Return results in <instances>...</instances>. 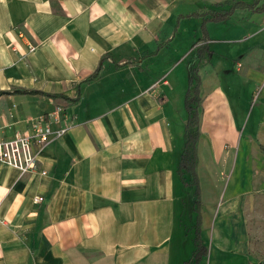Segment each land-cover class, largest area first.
Masks as SVG:
<instances>
[{
  "label": "crops",
  "instance_id": "0c3cea01",
  "mask_svg": "<svg viewBox=\"0 0 264 264\" xmlns=\"http://www.w3.org/2000/svg\"><path fill=\"white\" fill-rule=\"evenodd\" d=\"M235 1L0 0V138L57 106L70 124L44 147L39 171L0 163V264H183L188 225L207 247L196 264H257L250 225L264 216V10L205 20L187 51L188 78L200 80L199 223L190 176L178 171L188 78L181 93L154 65L180 15ZM107 52L100 76L81 83ZM215 172L225 179L209 193Z\"/></svg>",
  "mask_w": 264,
  "mask_h": 264
},
{
  "label": "rangeland",
  "instance_id": "374dc122",
  "mask_svg": "<svg viewBox=\"0 0 264 264\" xmlns=\"http://www.w3.org/2000/svg\"><path fill=\"white\" fill-rule=\"evenodd\" d=\"M231 3L233 2H228L226 7L224 8L225 9L228 8L231 5ZM190 9L191 8L186 7L181 10L182 12H186ZM192 9H197V8H192ZM240 14L241 12H236L232 16V19L236 20L237 16ZM233 20L230 22H233ZM173 24L174 23H172L170 26L171 30L173 28ZM214 24L216 23H212V22L208 23V30L210 34H216L215 32H216L217 27ZM175 26H176L175 37L172 40H170L168 42V46L160 54L157 55L154 65L155 67L157 66L159 68L167 69V72H166L167 79L174 86L178 88V91L180 88L181 93H184L183 85L184 84L186 85L185 80L186 78H188L187 66L191 65V61L193 59V56L189 54L187 51L191 44V41H194V39L198 38L199 36L203 34V29H202V27H204L203 19H198L194 15L180 16L179 20H177V23H175ZM224 27H226V25H224ZM178 97H179V93L174 95V104L176 103L178 106L182 107V104H181L182 101H178L179 100ZM199 147L201 151V155H200L201 162H202V165H204L206 162V154H205L204 149L206 147L204 146L203 142L199 144ZM197 161H199V158H197ZM251 172H253V169ZM216 173L218 172H215V174L211 176L212 178H209L211 179V182H213L212 190H209V193L211 192L217 193V191L219 190V188L222 186L224 182L225 177L220 176V178H222L223 181L221 182L222 184H219V180L217 178ZM256 174H258V172ZM196 175H197V178L201 181L199 174L197 172H196ZM204 193L206 192L204 191ZM193 197H194V194H193ZM262 205H264V203H262ZM209 206L211 208L212 204ZM261 211H264V206H262ZM187 222L190 223L189 221ZM250 229H251L250 238H251V245H252L251 252L254 255H256V257L258 256L260 258L259 261L257 259L258 261L257 264H264V216H259L256 214V217H253V222L250 225ZM181 234L184 237L182 248L185 252L184 254H185L186 259H189L194 250V240H193L194 235H195L194 226L188 225L187 233H181Z\"/></svg>",
  "mask_w": 264,
  "mask_h": 264
},
{
  "label": "trees",
  "instance_id": "16d2710c",
  "mask_svg": "<svg viewBox=\"0 0 264 264\" xmlns=\"http://www.w3.org/2000/svg\"><path fill=\"white\" fill-rule=\"evenodd\" d=\"M262 1L260 5L259 2ZM255 9L257 11L264 10V0H254L251 3H248L243 0H237L233 2L227 9L225 10H214L209 11L208 13L199 14L196 12H193V15H202L203 22L206 21H223L228 19L233 11L235 9ZM191 15V14H189ZM207 15V16H205ZM183 16V15H180ZM165 42H161L160 46L163 45ZM113 59L112 53H105L100 57V62L95 69L93 73H91L88 77H86L81 83L88 82L91 80H95L100 76L101 68L103 66V61L106 59ZM113 63L114 60H113ZM115 65H118L115 63ZM80 83V84H81ZM199 75L197 72L192 73L188 78V88L185 94V109L187 111V120L184 125V144H183V150L178 162V171L180 175L183 174V172H186L190 176L189 184L194 187V195L196 198V204H198L195 209L197 213L196 221L199 223L200 221V213H199V182L196 175V164H197V142L200 136L199 131V119L201 114V98L199 94ZM50 97H56L57 95L60 96V94H47ZM80 95V90L78 91V95L75 99H69L66 96H63L65 100H72L75 101L78 99ZM194 250L191 254V257L184 261L183 264H196L202 256H205L207 254V247L202 243L201 238L199 236V228L197 225V228L195 230L194 235Z\"/></svg>",
  "mask_w": 264,
  "mask_h": 264
},
{
  "label": "built area",
  "instance_id": "2783aa9c",
  "mask_svg": "<svg viewBox=\"0 0 264 264\" xmlns=\"http://www.w3.org/2000/svg\"><path fill=\"white\" fill-rule=\"evenodd\" d=\"M32 49L31 46L30 50ZM62 111L63 108L57 106L51 113L31 120L27 131L16 132L10 138H0V163L21 174L39 171V157L44 147L62 136L70 127ZM62 122H64L63 126L57 128L52 126L54 123ZM35 199L41 201L42 197Z\"/></svg>",
  "mask_w": 264,
  "mask_h": 264
}]
</instances>
